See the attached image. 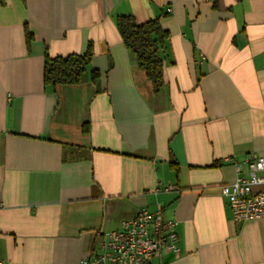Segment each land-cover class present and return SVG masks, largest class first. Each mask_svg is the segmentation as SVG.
Here are the masks:
<instances>
[{"label":"crops","instance_id":"crops-1","mask_svg":"<svg viewBox=\"0 0 264 264\" xmlns=\"http://www.w3.org/2000/svg\"><path fill=\"white\" fill-rule=\"evenodd\" d=\"M119 16L167 31L159 92ZM87 45L83 82L44 85L45 52ZM258 155L264 0H0V264H78L158 206L179 252L151 264H264V218L235 222L220 194Z\"/></svg>","mask_w":264,"mask_h":264},{"label":"built area","instance_id":"built-area-1","mask_svg":"<svg viewBox=\"0 0 264 264\" xmlns=\"http://www.w3.org/2000/svg\"><path fill=\"white\" fill-rule=\"evenodd\" d=\"M235 222L264 218V156L236 166V179L220 189ZM162 208H141L113 230H99L98 248L78 264H151L163 253L178 254L176 222L165 219Z\"/></svg>","mask_w":264,"mask_h":264},{"label":"trees","instance_id":"trees-1","mask_svg":"<svg viewBox=\"0 0 264 264\" xmlns=\"http://www.w3.org/2000/svg\"><path fill=\"white\" fill-rule=\"evenodd\" d=\"M117 31L119 32L125 48L135 57L138 68L144 72L151 83L152 90L157 93L163 87V48L168 38V33L163 29L158 19H152L137 24L131 16L116 18ZM27 47L33 36L25 33ZM85 53L67 56L50 57L44 53L43 83L54 88L56 85H77L84 81L87 67L90 63L92 50L87 45ZM91 79L97 78L96 70H91ZM82 126V131H86ZM174 167L175 162H171Z\"/></svg>","mask_w":264,"mask_h":264},{"label":"rangeland","instance_id":"rangeland-1","mask_svg":"<svg viewBox=\"0 0 264 264\" xmlns=\"http://www.w3.org/2000/svg\"><path fill=\"white\" fill-rule=\"evenodd\" d=\"M87 73V72H86ZM85 76H86V74H85Z\"/></svg>","mask_w":264,"mask_h":264}]
</instances>
